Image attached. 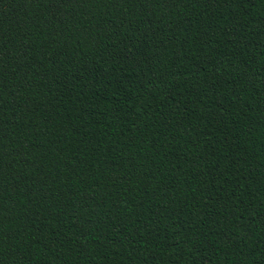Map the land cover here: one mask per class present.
Wrapping results in <instances>:
<instances>
[{
    "label": "trees",
    "instance_id": "obj_1",
    "mask_svg": "<svg viewBox=\"0 0 264 264\" xmlns=\"http://www.w3.org/2000/svg\"><path fill=\"white\" fill-rule=\"evenodd\" d=\"M0 264H264V0H0Z\"/></svg>",
    "mask_w": 264,
    "mask_h": 264
}]
</instances>
